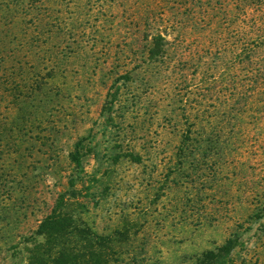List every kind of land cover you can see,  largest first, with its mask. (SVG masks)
I'll return each mask as SVG.
<instances>
[{
	"label": "rangeland",
	"instance_id": "rangeland-1",
	"mask_svg": "<svg viewBox=\"0 0 264 264\" xmlns=\"http://www.w3.org/2000/svg\"><path fill=\"white\" fill-rule=\"evenodd\" d=\"M205 1L0 0V264L62 200L129 264H264V0Z\"/></svg>",
	"mask_w": 264,
	"mask_h": 264
},
{
	"label": "trees",
	"instance_id": "trees-1",
	"mask_svg": "<svg viewBox=\"0 0 264 264\" xmlns=\"http://www.w3.org/2000/svg\"><path fill=\"white\" fill-rule=\"evenodd\" d=\"M212 1L205 2L210 4ZM258 2L259 0H241L247 9L257 5ZM152 55H154L153 52ZM70 157L76 168L81 170L79 156L71 155ZM60 203L61 206L58 205L43 218L34 233L32 249L27 251L30 255L28 260L32 264H122L125 261L128 262L125 264H129L134 262L136 257L133 254L131 259L128 258L130 249H118V246L123 243H131V238L136 235L128 233L126 225L110 235H99L91 232L90 229H80L71 216L63 211L62 205L65 206L66 202L62 200ZM37 238L41 240L38 241ZM222 250L228 252L229 248L223 246ZM124 255L127 258L123 257ZM214 259L215 255L207 251L202 255V259H197L194 264H209Z\"/></svg>",
	"mask_w": 264,
	"mask_h": 264
}]
</instances>
